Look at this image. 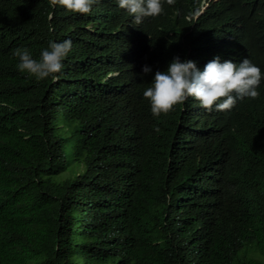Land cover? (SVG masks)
<instances>
[{"label":"trees","instance_id":"16d2710c","mask_svg":"<svg viewBox=\"0 0 264 264\" xmlns=\"http://www.w3.org/2000/svg\"><path fill=\"white\" fill-rule=\"evenodd\" d=\"M209 1L134 25L114 0H0V264H264V79L223 111L142 95L177 56L264 73V0ZM64 39L57 79L16 69Z\"/></svg>","mask_w":264,"mask_h":264},{"label":"clouds","instance_id":"9594fccd","mask_svg":"<svg viewBox=\"0 0 264 264\" xmlns=\"http://www.w3.org/2000/svg\"><path fill=\"white\" fill-rule=\"evenodd\" d=\"M210 0L202 7L200 14L209 8ZM66 10L79 14H91L93 6L99 0H58ZM118 8L126 11L134 25L141 24L147 17H157L163 14V5L172 4L174 0H114ZM199 14V15H200ZM198 15V16H199ZM198 16L196 18H198ZM98 27L88 26L86 31H91L93 42L102 33L104 21ZM72 41L64 39L59 42L49 41L48 47L41 49L39 59L33 58L27 48L13 50V55L18 57L16 69L33 76L37 81L50 78L57 79V73L63 68L62 61L72 50ZM150 50L152 51V47ZM223 46L220 49H224ZM219 49V50H220ZM152 65H154L152 63ZM157 71L152 75L151 83L143 90V97L150 104L153 116L166 113L174 105L192 97L191 102H197L205 109L223 111L234 108L238 101L245 98L255 99L258 87L264 79V73L248 58H228L213 55L201 60L195 56L181 60L174 57L166 70ZM152 72L150 66H143L142 73Z\"/></svg>","mask_w":264,"mask_h":264}]
</instances>
